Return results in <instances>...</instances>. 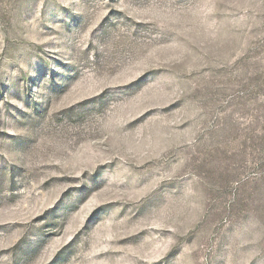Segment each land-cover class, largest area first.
I'll list each match as a JSON object with an SVG mask.
<instances>
[{
  "label": "rangeland",
  "instance_id": "rangeland-1",
  "mask_svg": "<svg viewBox=\"0 0 264 264\" xmlns=\"http://www.w3.org/2000/svg\"><path fill=\"white\" fill-rule=\"evenodd\" d=\"M0 264H264V0H0Z\"/></svg>",
  "mask_w": 264,
  "mask_h": 264
}]
</instances>
